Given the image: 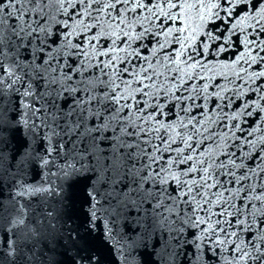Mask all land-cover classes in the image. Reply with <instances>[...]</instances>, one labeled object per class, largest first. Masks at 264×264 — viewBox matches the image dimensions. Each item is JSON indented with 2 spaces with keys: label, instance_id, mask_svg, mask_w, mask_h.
I'll use <instances>...</instances> for the list:
<instances>
[{
  "label": "snow or ice",
  "instance_id": "snow-or-ice-1",
  "mask_svg": "<svg viewBox=\"0 0 264 264\" xmlns=\"http://www.w3.org/2000/svg\"><path fill=\"white\" fill-rule=\"evenodd\" d=\"M178 258L264 264V0H0V264Z\"/></svg>",
  "mask_w": 264,
  "mask_h": 264
},
{
  "label": "water",
  "instance_id": "water-1",
  "mask_svg": "<svg viewBox=\"0 0 264 264\" xmlns=\"http://www.w3.org/2000/svg\"><path fill=\"white\" fill-rule=\"evenodd\" d=\"M228 55H232V53H228ZM7 194H8V189L7 188H5V190H4V195L5 196H7ZM103 231V224H101V232ZM106 251V250H105ZM178 261H179V264H187V259L185 258V259H183V260H181L180 258H178Z\"/></svg>",
  "mask_w": 264,
  "mask_h": 264
}]
</instances>
